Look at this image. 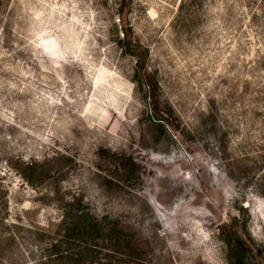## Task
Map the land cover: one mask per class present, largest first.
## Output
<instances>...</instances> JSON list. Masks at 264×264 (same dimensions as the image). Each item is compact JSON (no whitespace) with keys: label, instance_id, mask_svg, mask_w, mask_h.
Instances as JSON below:
<instances>
[{"label":"rangeland","instance_id":"374dc122","mask_svg":"<svg viewBox=\"0 0 264 264\" xmlns=\"http://www.w3.org/2000/svg\"><path fill=\"white\" fill-rule=\"evenodd\" d=\"M4 199L0 264H39L82 207L149 264H229L243 207L264 264V0H0Z\"/></svg>","mask_w":264,"mask_h":264},{"label":"trees","instance_id":"16d2710c","mask_svg":"<svg viewBox=\"0 0 264 264\" xmlns=\"http://www.w3.org/2000/svg\"><path fill=\"white\" fill-rule=\"evenodd\" d=\"M125 52L137 57V81L149 84L147 73H143L148 50L140 43H133L129 34L118 39ZM144 81V82H143ZM22 176L31 184L45 182L50 170L37 161L24 163ZM8 205L0 202V222H5ZM246 209L219 227L221 239L227 245L229 264H251L250 257L257 252L255 242L247 228ZM48 247L49 254L39 264H149L145 250L135 235L115 220L100 221L89 210L82 207L69 217L63 229Z\"/></svg>","mask_w":264,"mask_h":264}]
</instances>
